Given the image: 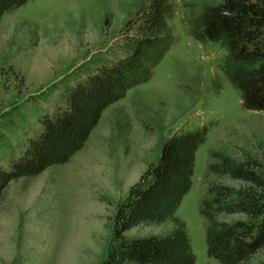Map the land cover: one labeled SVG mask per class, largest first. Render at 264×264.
I'll return each mask as SVG.
<instances>
[{"label":"rangeland","instance_id":"374dc122","mask_svg":"<svg viewBox=\"0 0 264 264\" xmlns=\"http://www.w3.org/2000/svg\"><path fill=\"white\" fill-rule=\"evenodd\" d=\"M132 1L26 0L0 16V163L38 127V113L60 101L64 80L97 55H110L102 52L115 48ZM185 1L171 0L172 40L150 75L102 110L80 147L62 163L7 182L0 201V264H100L117 204L154 161L162 139L200 124L207 125L206 136L174 214L185 222L191 264H219L205 251L197 209L207 148L231 150L264 138V110L241 105L219 68V42L188 35ZM171 227L170 219L141 222L123 234H162ZM263 253L254 261L264 260Z\"/></svg>","mask_w":264,"mask_h":264},{"label":"trees","instance_id":"16d2710c","mask_svg":"<svg viewBox=\"0 0 264 264\" xmlns=\"http://www.w3.org/2000/svg\"><path fill=\"white\" fill-rule=\"evenodd\" d=\"M25 1L0 0V16ZM132 3L134 9L127 10L115 48L102 52L110 55H97L70 81L64 80L60 101L38 113V127L24 137L16 154L0 163V201L10 179L35 175L66 161L86 139L102 110L150 75L172 40L167 22L172 3ZM184 7L188 35L198 41L219 42L224 48L219 68L238 91L241 105L264 110V0H186ZM218 79L213 80L217 89ZM120 119L121 126L127 125ZM206 131L207 125L200 124L162 139L154 161L117 204L112 237L100 264L193 262L185 222L174 211L190 186L194 153ZM202 181L197 209L203 219L207 255L219 264H264V260L254 261L264 250V138L255 137L252 144L231 150L209 146ZM226 215L234 217L225 219ZM167 219L172 227L165 233L123 234L138 223Z\"/></svg>","mask_w":264,"mask_h":264}]
</instances>
